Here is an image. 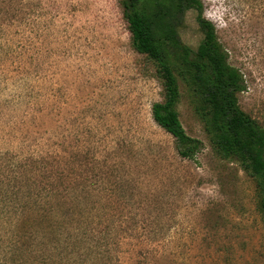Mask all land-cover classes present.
<instances>
[{
	"label": "rangeland",
	"instance_id": "374dc122",
	"mask_svg": "<svg viewBox=\"0 0 264 264\" xmlns=\"http://www.w3.org/2000/svg\"><path fill=\"white\" fill-rule=\"evenodd\" d=\"M202 2L264 130V0ZM180 36L197 49L196 11ZM181 69L191 159L152 117L162 85L119 0H0V264H264L255 182L213 148Z\"/></svg>",
	"mask_w": 264,
	"mask_h": 264
},
{
	"label": "trees",
	"instance_id": "16d2710c",
	"mask_svg": "<svg viewBox=\"0 0 264 264\" xmlns=\"http://www.w3.org/2000/svg\"><path fill=\"white\" fill-rule=\"evenodd\" d=\"M119 1L132 47L154 64L162 85L163 98L152 106L155 123L174 138L182 157L194 158L203 147L187 134L178 110L182 92L177 72L186 73L181 65L186 66V83L213 148L224 157L238 158L255 182L264 213V130L238 104V94L246 87L244 77L230 64L213 24L204 18L202 0ZM191 10L197 12L203 34L195 51L180 36L185 15Z\"/></svg>",
	"mask_w": 264,
	"mask_h": 264
}]
</instances>
